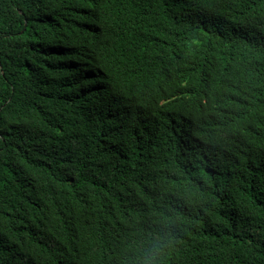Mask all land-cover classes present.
Wrapping results in <instances>:
<instances>
[{"label":"trees","instance_id":"trees-1","mask_svg":"<svg viewBox=\"0 0 264 264\" xmlns=\"http://www.w3.org/2000/svg\"><path fill=\"white\" fill-rule=\"evenodd\" d=\"M0 264H264V0H0Z\"/></svg>","mask_w":264,"mask_h":264}]
</instances>
